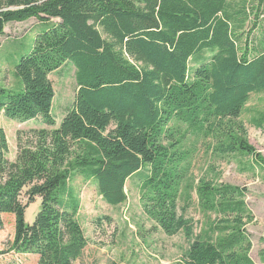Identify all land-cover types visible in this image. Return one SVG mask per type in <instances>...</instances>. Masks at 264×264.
Instances as JSON below:
<instances>
[{"label": "trees", "instance_id": "16d2710c", "mask_svg": "<svg viewBox=\"0 0 264 264\" xmlns=\"http://www.w3.org/2000/svg\"><path fill=\"white\" fill-rule=\"evenodd\" d=\"M30 20L44 29L14 63L17 86H0V120L41 119L51 129L25 144L20 138L11 162L0 126V231L6 215L15 219L0 264L32 257L76 264L83 257L89 241L69 186L75 175L93 181L115 208L128 201V180L139 177L150 218L169 236L191 237V224L178 215L186 137L212 139L223 155L252 157L264 169L239 121L251 95L264 93V31L254 38L264 0H0V37L9 24ZM68 63L78 90L57 127L50 75ZM246 193L200 181L199 205L216 219L209 237L177 264H255ZM38 198L30 225L26 212Z\"/></svg>", "mask_w": 264, "mask_h": 264}, {"label": "rangeland", "instance_id": "374dc122", "mask_svg": "<svg viewBox=\"0 0 264 264\" xmlns=\"http://www.w3.org/2000/svg\"><path fill=\"white\" fill-rule=\"evenodd\" d=\"M43 29L44 26L37 20L13 23L6 27V34L0 37V86L10 90L17 86L14 63L29 52ZM263 31L264 22L255 33L254 38L257 41L262 37ZM209 55L205 53V56ZM75 74V67L68 63L50 75L55 90L52 113L57 127L73 104L78 90ZM263 116L264 93H254L245 105L239 121L245 126L250 145L264 158V123L260 125ZM0 126L7 134L8 158L11 162L17 160L20 138L25 144L38 131L51 129L41 119L24 122L5 116L1 118ZM211 140L197 139L189 135L182 141L187 173L179 188L178 215L191 224V237H187L184 232L169 236L150 218L141 202L139 177L128 180V201L115 208L103 200L93 181H87L79 174L75 175L69 186L80 199L78 219L89 241L83 257L76 264L180 262L194 242L209 237V222L216 219L215 215L205 213L199 205L197 188L201 180L247 190L245 201L253 216L252 221L245 227L253 245L250 257L255 264H264V169L256 165L252 157L223 155L217 150L216 142ZM26 201L25 196L24 202ZM40 209L41 200L38 198L26 212L28 224L34 223ZM4 219V229L0 231L2 249L13 240L15 226L14 217L6 215ZM26 264H38V260L32 257Z\"/></svg>", "mask_w": 264, "mask_h": 264}]
</instances>
